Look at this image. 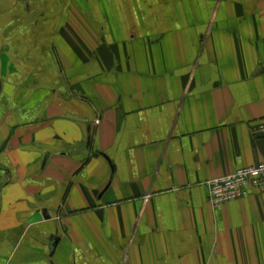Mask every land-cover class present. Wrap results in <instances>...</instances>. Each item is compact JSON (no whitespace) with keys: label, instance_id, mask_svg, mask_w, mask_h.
<instances>
[{"label":"crops","instance_id":"0c3cea01","mask_svg":"<svg viewBox=\"0 0 264 264\" xmlns=\"http://www.w3.org/2000/svg\"><path fill=\"white\" fill-rule=\"evenodd\" d=\"M263 120L264 0H0V264H264Z\"/></svg>","mask_w":264,"mask_h":264},{"label":"built area","instance_id":"2783aa9c","mask_svg":"<svg viewBox=\"0 0 264 264\" xmlns=\"http://www.w3.org/2000/svg\"><path fill=\"white\" fill-rule=\"evenodd\" d=\"M264 136V120L257 126ZM208 200L214 208L245 198L252 193L264 194V163L242 167L232 174L216 178L207 183Z\"/></svg>","mask_w":264,"mask_h":264},{"label":"water","instance_id":"95a60500","mask_svg":"<svg viewBox=\"0 0 264 264\" xmlns=\"http://www.w3.org/2000/svg\"><path fill=\"white\" fill-rule=\"evenodd\" d=\"M58 243V240H53L51 245H50V249H51V252L53 251V249L55 248L56 244Z\"/></svg>","mask_w":264,"mask_h":264}]
</instances>
